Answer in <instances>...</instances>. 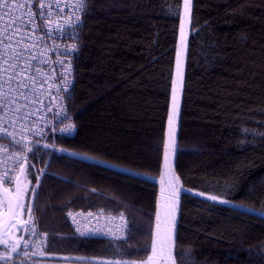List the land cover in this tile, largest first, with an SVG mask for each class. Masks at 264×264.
<instances>
[{
  "label": "trees",
  "instance_id": "trees-1",
  "mask_svg": "<svg viewBox=\"0 0 264 264\" xmlns=\"http://www.w3.org/2000/svg\"><path fill=\"white\" fill-rule=\"evenodd\" d=\"M184 5L87 1L55 132L29 141L32 152L16 147L40 160L29 204L43 233L40 263L137 264L150 256L153 179L163 167ZM188 14L172 264H264V0H190ZM69 124L72 132H62ZM69 210L122 214L125 236L77 237Z\"/></svg>",
  "mask_w": 264,
  "mask_h": 264
},
{
  "label": "snow or ice",
  "instance_id": "snow-or-ice-1",
  "mask_svg": "<svg viewBox=\"0 0 264 264\" xmlns=\"http://www.w3.org/2000/svg\"><path fill=\"white\" fill-rule=\"evenodd\" d=\"M53 4L57 10V18H52ZM38 6L39 11H36ZM86 6V0H76V3L71 5L74 10L83 12ZM185 10L187 12L190 6V0H185ZM69 5L61 6L60 0H49L45 3L44 0H0V111H5V116L8 112L15 113V119H10L7 127L4 126L3 120H0V136L11 138L12 142L19 145L26 152H32L33 149L29 144L24 143L26 137L21 140L16 139L17 123L21 124V129L27 126V117L33 114L35 105H43L48 110H51L50 105H44L42 96H52V89L55 86L57 93L68 92L70 81V63L66 64L64 59L51 61L47 57V48L44 47V36L38 34L43 29L47 36H51L53 32L65 33L68 29H75L83 22V16L79 12L74 11L71 16H64L63 22H60V17L64 15L65 8ZM47 9V15L45 14ZM21 10H24L21 12ZM19 13V14H18ZM55 24L53 28L52 25ZM75 40L76 37H70ZM55 49H59V45H55ZM78 51L76 43L71 46H66L59 50L61 57H71L73 52ZM181 53H177L176 62V79L172 82L173 100L177 85L182 81V73L180 67ZM51 64L60 65L61 71L56 76V72ZM49 65V68H45ZM58 98V97H54ZM7 110V111H6ZM38 110V109H36ZM59 115V113H57ZM176 115V105H173V112L170 113L168 123L170 127L169 142L165 145V162L168 161L169 153L174 150L175 137L172 131ZM66 118V117H65ZM9 127L14 131H9ZM73 125L69 124L66 128L61 129L62 132H71ZM32 129L29 128V131ZM48 145H44L47 147ZM8 145L0 144V152H7ZM20 159L17 165V175L9 177L7 171L3 176H0V185L7 183L12 187H5L3 197H0V209H3L4 214L8 217L5 234H8V229L16 227L15 219H18L21 214L27 212L31 214L32 208L30 205L26 207L21 202V198L27 195V188L22 182L27 179L28 168L32 165L28 164V157L21 152ZM10 171V170H9ZM175 179V177H174ZM197 195H204L197 193ZM207 199L217 201L215 195H208ZM220 203H227L225 200H220ZM71 215V213H70ZM159 219V214L157 215ZM175 222L174 205L171 209L166 208L163 231H160L158 225V242L153 243L152 257H149L150 264H164V258H173L172 248L173 239L171 237V225ZM27 223V221H25ZM35 229H33V232ZM18 237L14 243H9L7 239L0 238V243L4 245L8 251L0 256V260H14L15 257L11 253H16L20 250V240Z\"/></svg>",
  "mask_w": 264,
  "mask_h": 264
},
{
  "label": "built area",
  "instance_id": "built-area-1",
  "mask_svg": "<svg viewBox=\"0 0 264 264\" xmlns=\"http://www.w3.org/2000/svg\"><path fill=\"white\" fill-rule=\"evenodd\" d=\"M86 0V5H87ZM11 2V0H10ZM45 3H48L49 0H44ZM61 6L65 4L69 7L65 8V13L60 17V22H63L64 16H71L74 11L79 12V10H74L71 5L76 3V0H60ZM86 9V6H85ZM79 12L83 15L85 13ZM24 10H21L23 12ZM36 11H39L38 6H36ZM19 14V13H18ZM45 14L47 15V9H45ZM52 18L56 20L57 10L53 4L52 8ZM55 27V24L52 25ZM77 28L68 29L65 33L53 32L51 36H47L43 29H41L38 34L44 36V47L47 48V57L51 61L57 59H64L66 64L70 63V75L68 80L70 85L74 83V60L77 58L76 52H73L71 57H61L59 55V50L64 49L66 46H71V44L76 43V33ZM76 37L75 40L70 37ZM55 45H59V49H55ZM77 45V44H76ZM45 68H49V65H45ZM51 67L56 69V72L53 73L54 76L59 78V73L63 71L60 65L51 64ZM66 92L57 93L55 86L52 89V96H42L41 99L44 102V105H50L51 110H48L43 105H35L33 108V114L30 117H27V126L21 129V124L17 123L16 129V139L21 140L22 137H26L24 143H27L33 139L44 141L51 133L55 132L56 128V115L60 112V95H63ZM54 97H58L55 98ZM38 109V110H36ZM7 111V110H6ZM16 114L8 112V115L5 116V111H0V120H3L4 126L7 127L10 123V119H15ZM29 128L32 130L29 131ZM9 131H14L13 128L9 127ZM72 132V130H71ZM68 132V133H71ZM0 144L8 145L9 150L7 152H0V176H3L7 171L9 177H15L17 173L16 165L18 160L21 158V150L16 148L19 145H16L12 142L11 138L7 136H0ZM25 155V154H24ZM10 170V171H9ZM7 187H11L7 183L4 184ZM37 185V184H36ZM71 213V215H70ZM26 221L24 224L23 232L20 237V250L16 253H13L12 256L15 257L14 260L1 261L0 264H41L39 258L43 253V237L39 232L40 228L38 225L37 218L33 212L28 214L26 212ZM66 217L71 228L72 233L80 238H102L109 240H121L125 236V231L127 228L126 217L124 215H110L100 212H90L83 210H69L66 213ZM33 229L35 231L33 232Z\"/></svg>",
  "mask_w": 264,
  "mask_h": 264
},
{
  "label": "rangeland",
  "instance_id": "rangeland-1",
  "mask_svg": "<svg viewBox=\"0 0 264 264\" xmlns=\"http://www.w3.org/2000/svg\"><path fill=\"white\" fill-rule=\"evenodd\" d=\"M188 19H189L188 10H187V12H186V10H184V14H183V18H182V23L183 24H182L181 29H180L179 47H178V52L181 53L180 67H182V62H183L184 43H185V37H186V34H187ZM175 79H176V77H175ZM178 86H179V84L177 85V90H176V94H175V101L174 102L171 101L172 102L171 103L172 106H171V109H170V113H172L173 112V105L175 103V105H176V115H175L174 125H173V128H172L173 133L175 132V124H176V118H177ZM169 132H170V127H169V123H168L165 145L169 142ZM174 137H175V135H174ZM42 152L43 151H41V153ZM173 152H174V150H172L169 153L167 163L165 162V152H164L163 167H162L161 175L158 178H154L153 179L159 185V196H158V200H157L156 225H155V231H154V237H153V243H154V241L156 242L157 248L159 247L158 236H157V233H158L157 226L159 225L160 226L159 230L163 231L164 220H165V210H166V208L171 209L173 205H174L175 222H174V224L171 225V237H172V239H173L174 233H175V226H176L177 212H178V197H179V195H180V193L182 191V188L180 186V183H179V180L177 178V175H176V173L174 172V169H173V154H174ZM24 154H25V156H27L26 152ZM37 159H39V156H38ZM39 163H40V160L34 161L33 159H30V158L28 159V164L32 165V167L28 168L27 179H23L24 186L27 185V195H25V199H26L25 205H26V207L31 202H33L32 199H33L34 195L36 194V190H37V187H38V185H36V184H38L39 175L36 176V178H35L34 177L35 176L34 170L35 171L38 170V167L40 165ZM111 166L114 167V168H119V167H116V166H113V165H111ZM174 177H175V179H174ZM1 211H3V209H0V212ZM90 212H96V211H90ZM25 214H26V212L19 216V221L22 224L20 227L16 226V227L10 228L13 240L11 242H9V243H14L16 241V239L18 237H20L21 233L23 232L24 224H25V221H26V217H25L26 215ZM158 214H159V219H157V215ZM39 232L43 236L42 231L39 230ZM42 249H43V247H42ZM6 251H8V249H6L5 247L0 249V256H3ZM11 255H13V253H11ZM153 255H154V253H153V244H152V252H151L149 257H152ZM149 257L144 262L137 263V264H150ZM1 261H3V260H1ZM164 264H172V259L170 260L167 257H165L164 258Z\"/></svg>",
  "mask_w": 264,
  "mask_h": 264
},
{
  "label": "water",
  "instance_id": "water-1",
  "mask_svg": "<svg viewBox=\"0 0 264 264\" xmlns=\"http://www.w3.org/2000/svg\"><path fill=\"white\" fill-rule=\"evenodd\" d=\"M22 182L24 184L23 178H22ZM5 187L7 186L0 185V197H3L5 195L4 193ZM26 188H27V185H26ZM25 200H26L25 196L21 198V202L24 204H25ZM7 220H8V217L4 214V211H1L0 212V238L7 239L9 242H11L13 240L11 230L8 229V234H5V228L7 227ZM14 222L17 227H20L22 225L21 222L19 221V218L15 219Z\"/></svg>",
  "mask_w": 264,
  "mask_h": 264
}]
</instances>
